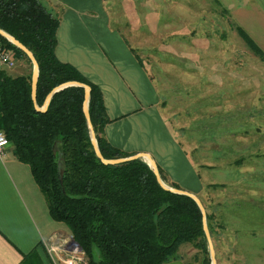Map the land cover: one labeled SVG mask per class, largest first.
Listing matches in <instances>:
<instances>
[{"label": "rangeland", "instance_id": "rangeland-1", "mask_svg": "<svg viewBox=\"0 0 264 264\" xmlns=\"http://www.w3.org/2000/svg\"><path fill=\"white\" fill-rule=\"evenodd\" d=\"M105 2L198 176L216 264H264V51L224 0ZM17 62L32 74L24 57L4 70L17 76ZM177 253L184 264H211L207 245Z\"/></svg>", "mask_w": 264, "mask_h": 264}, {"label": "trees", "instance_id": "trees-1", "mask_svg": "<svg viewBox=\"0 0 264 264\" xmlns=\"http://www.w3.org/2000/svg\"><path fill=\"white\" fill-rule=\"evenodd\" d=\"M58 23L40 0H0V30L26 47L38 64L36 105L42 107L47 95L64 83L89 86L88 112L102 157H129L102 136L109 120L99 88L57 59ZM0 41L16 61L27 58L5 38ZM83 100L82 87H67L38 112L31 74L12 77L0 68V131L16 159L30 168L50 218L68 228L87 264H166L179 260L178 248L188 243L206 251L202 216L192 199L162 189L141 159L100 162Z\"/></svg>", "mask_w": 264, "mask_h": 264}, {"label": "crops", "instance_id": "crops-1", "mask_svg": "<svg viewBox=\"0 0 264 264\" xmlns=\"http://www.w3.org/2000/svg\"><path fill=\"white\" fill-rule=\"evenodd\" d=\"M40 1L59 21L57 59L102 94L109 120L102 134L106 142L129 156L149 155L166 184L197 194L198 176L162 113L158 89L112 25L105 0ZM237 1L236 8L224 0L226 11L235 13L240 26H248V36L264 51V0ZM18 63L17 76L27 75V66ZM72 243L68 228L50 218L30 168L6 146L0 154V264H53L48 251L57 248L61 253L56 256L64 259Z\"/></svg>", "mask_w": 264, "mask_h": 264}, {"label": "water", "instance_id": "water-1", "mask_svg": "<svg viewBox=\"0 0 264 264\" xmlns=\"http://www.w3.org/2000/svg\"><path fill=\"white\" fill-rule=\"evenodd\" d=\"M0 36L2 38H5L8 42H10L11 44H13L15 47H17L19 50H21L26 56L27 58L30 60L31 64H32V74H31V98L34 104L35 109L38 112H44L47 109L48 103L50 101V99L52 98V96L67 87H82L84 89V100H83V104H82V110H83V114L85 117V121H86V125H87V129L89 132V138H90V142L92 145V148L94 150V153L96 155V157L100 160V162L104 165H117V164H122L125 162H129L132 160H136V159H141L144 162L147 163V165L149 166V168L151 169V171L153 172L157 183L159 184V186L168 191L171 192L173 194H177V195H183L186 197H189L190 199H192L195 204L197 205L201 216H202V228H203V232L207 241V246H208V250H209V255H210V260H211V264H216L215 259H214V250H213V246H212V242H211V238H210V234L206 225V213L205 210L202 206V203L200 202V200L198 199V197L188 191L185 190H181V189H177V188H173V187H169L167 186L161 179L158 168L156 166V163L154 162V160L147 154H135L133 156H129L126 158H118V159H105L102 157L98 145H97V141H96V137H95V133H94V129L90 120V116H89V112H88V100H89V95H90V87L85 85V84H80L78 82L75 81H70L67 83H64L56 88H54L46 97L45 102L43 104L42 107H38L36 105V88H37V81H38V64L33 56V54L26 48L24 47L20 42H18L16 39H14L12 36H10L9 34H7L6 32L0 30ZM166 264H183L181 261H173V262H169Z\"/></svg>", "mask_w": 264, "mask_h": 264}, {"label": "built area", "instance_id": "built-area-1", "mask_svg": "<svg viewBox=\"0 0 264 264\" xmlns=\"http://www.w3.org/2000/svg\"><path fill=\"white\" fill-rule=\"evenodd\" d=\"M15 63H16V60L12 57V53L9 50L4 49L0 41V68L10 69L15 66ZM8 145H9V141L7 140L3 132L0 131V154L3 153L4 148ZM58 250L59 249L57 248H53L52 250L48 251L50 255H52V259L54 261L56 257V261H60L63 264H84L85 263L84 262L85 256H83L84 253L80 251L78 248L71 249L70 250L71 255L67 253L64 259L62 258L60 259L58 255L56 256V254L60 255L61 253Z\"/></svg>", "mask_w": 264, "mask_h": 264}, {"label": "flooded vegetation", "instance_id": "flooded-vegetation-1", "mask_svg": "<svg viewBox=\"0 0 264 264\" xmlns=\"http://www.w3.org/2000/svg\"><path fill=\"white\" fill-rule=\"evenodd\" d=\"M175 261H177V260H175ZM178 261H181L180 259L178 260ZM182 262V261H181ZM183 263V262H182ZM184 264V263H183Z\"/></svg>", "mask_w": 264, "mask_h": 264}]
</instances>
